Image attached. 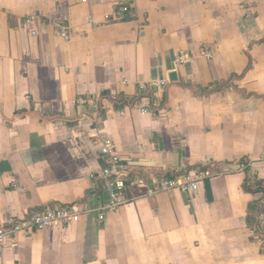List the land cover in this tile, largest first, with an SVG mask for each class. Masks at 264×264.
Returning a JSON list of instances; mask_svg holds the SVG:
<instances>
[{
  "label": "crops",
  "instance_id": "obj_1",
  "mask_svg": "<svg viewBox=\"0 0 264 264\" xmlns=\"http://www.w3.org/2000/svg\"><path fill=\"white\" fill-rule=\"evenodd\" d=\"M106 141L124 203L0 264H264V0H0V225L105 205ZM183 174L195 193L165 186Z\"/></svg>",
  "mask_w": 264,
  "mask_h": 264
},
{
  "label": "built area",
  "instance_id": "obj_2",
  "mask_svg": "<svg viewBox=\"0 0 264 264\" xmlns=\"http://www.w3.org/2000/svg\"><path fill=\"white\" fill-rule=\"evenodd\" d=\"M123 12L127 8L122 9ZM62 37H66L63 30ZM186 57L185 55L182 56ZM180 61L182 58L180 57ZM166 80L156 81L139 86L140 91L160 89L165 87ZM91 103V101H90ZM147 109H141V113H148ZM101 170L98 179L104 181V188L108 194V201L100 208H89L84 205L72 204L66 206H52L34 213L23 219H15L9 225H0V251L7 240H13L18 233L28 234L44 230L50 226L69 227L78 222L81 216H97L98 222H103L105 214L118 209L123 202L125 181L128 178V165L115 153L113 145L106 141L100 144ZM254 173L252 172V175ZM198 177L196 175L183 174L176 179L164 181L168 189H178L181 193H195Z\"/></svg>",
  "mask_w": 264,
  "mask_h": 264
},
{
  "label": "trees",
  "instance_id": "obj_3",
  "mask_svg": "<svg viewBox=\"0 0 264 264\" xmlns=\"http://www.w3.org/2000/svg\"><path fill=\"white\" fill-rule=\"evenodd\" d=\"M121 107V106H120ZM116 108H119V107H116ZM244 164L246 165V170H249V167H248V162H244ZM248 180H247V182H246V184L244 185V189L247 191V192H250V193H253V194H261V196H262V199H264V188H255V189H253L249 184H248ZM250 183V182H249ZM259 203H254V204H252V205H250L249 206V209H248V211H249V213H252L254 210H255V208H256V206L258 205ZM253 219V218H252ZM249 220H251L250 218H249ZM248 220V221H249Z\"/></svg>",
  "mask_w": 264,
  "mask_h": 264
},
{
  "label": "water",
  "instance_id": "obj_4",
  "mask_svg": "<svg viewBox=\"0 0 264 264\" xmlns=\"http://www.w3.org/2000/svg\"><path fill=\"white\" fill-rule=\"evenodd\" d=\"M169 80H170L171 82L175 81V80H176V74H175V73L170 74V75H169ZM230 168H231V169H238L239 167H238V166H231Z\"/></svg>",
  "mask_w": 264,
  "mask_h": 264
}]
</instances>
